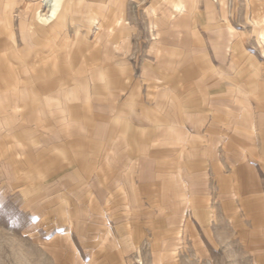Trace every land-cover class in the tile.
I'll return each mask as SVG.
<instances>
[{
    "label": "crops",
    "instance_id": "0c3cea01",
    "mask_svg": "<svg viewBox=\"0 0 264 264\" xmlns=\"http://www.w3.org/2000/svg\"><path fill=\"white\" fill-rule=\"evenodd\" d=\"M107 4L118 6L103 20L96 16L103 4H61L51 20L20 15L24 4H19V15L8 18L5 4H0V82L13 87V100L20 102L16 108L26 110L12 123L14 173L31 177L20 187L37 204L39 224L67 235L76 251L95 248L91 241L105 240L112 230L124 255L127 248L140 246L134 224L151 226L160 224V215L179 216L175 210L182 199L189 200L193 215V180L199 177L212 178L207 181L209 194H221L227 201L236 179L239 200L260 201L264 211V129L258 136L249 113L220 108L233 90L215 97L201 88L193 91L192 76L185 84L175 72L156 76L175 65L143 66L140 60L120 57L121 48L125 53L130 48L117 43L131 39L128 4ZM93 19L99 32L86 38L81 24ZM133 35L131 41L148 37ZM101 39L111 43L100 44ZM188 71L193 73V65ZM154 77L166 79L165 86L151 84ZM187 84L191 87L184 91ZM242 90L249 102L257 96L254 87H241L232 99L242 102ZM182 95L189 96L187 104H204L213 113L183 112ZM230 119H252L251 125L239 124L244 135L233 145L225 124ZM184 145H189L186 156ZM254 151L259 152L258 163L251 160ZM231 167L236 170L230 172ZM186 183L192 193L183 198ZM186 220L184 216L182 222ZM82 240L90 244L79 245Z\"/></svg>",
    "mask_w": 264,
    "mask_h": 264
},
{
    "label": "rangeland",
    "instance_id": "374dc122",
    "mask_svg": "<svg viewBox=\"0 0 264 264\" xmlns=\"http://www.w3.org/2000/svg\"><path fill=\"white\" fill-rule=\"evenodd\" d=\"M196 1L197 4L193 0H126L128 26L132 33L128 38L131 39L117 43L120 47L128 43L130 48L126 53L121 48L123 53L118 54L128 57L130 61L140 60L143 66L145 63L150 67L175 65L171 71L168 68L160 70L156 76L161 74L164 78V74L168 76L175 72L177 77L182 76L184 84L192 76L193 91L201 88L214 97L228 90L235 91L241 87L249 90L254 87L257 96H253L254 99L251 96L252 102H249V94L243 90V96H239L242 102H237L232 99L231 91V96L223 99L220 108L230 113H249L252 119L255 118L251 120L256 121L257 135L260 136L261 127L264 129V0ZM42 2L15 0L14 7L10 8L5 0H0V4H5L4 12L9 17L19 15V4H24L20 15L34 13L51 16L52 12L45 9ZM70 2H74L76 8L78 4H103L96 15L102 20L118 6L107 4L108 0ZM104 6L105 10L102 8ZM93 21L87 20L81 24L86 38L90 33L94 36L99 32V25L98 29H93ZM70 25L73 31L76 26ZM231 28H234V32ZM133 34H148V37L143 42L140 37L137 41H131ZM77 40V37H72V43ZM107 40L101 39L98 43L110 44ZM230 47L235 50H230ZM191 65L192 74L188 71ZM165 80L158 81L154 77L149 81L165 86ZM189 87L191 85L187 84L184 91H188ZM13 93L12 86L0 82V264H264V211L261 210L260 201L252 198L239 200L236 179L231 180L236 190L230 192L229 201L222 200L221 194H209L207 181L210 182L212 178L193 180V215H189V200L182 199L180 205L176 206H180V209L175 210L178 214L180 212L179 216H161L160 211V224H134L133 235L141 240L140 246L127 248L124 255L119 252V243L114 239L116 233L112 230L105 240L98 238L91 241L93 246L96 244L95 248H80L77 251L67 235L46 231V227L39 224L37 204L30 203L29 192L24 191V186L20 187V184L29 183L31 177L25 173L21 176L19 172L15 176L14 173L12 123L13 118L26 110L21 112L16 108L20 107V102L13 100ZM182 100L183 112L213 113L204 104H187L185 101H189V96H183ZM251 120L230 119L225 123L229 127L232 145L235 141L237 144L238 135H244L243 130L238 129L239 124L248 122L251 125ZM10 121L12 126L7 123ZM219 126L224 132L227 131L226 125ZM254 134L250 131L248 135L253 137ZM255 138L258 139L257 136ZM188 146L183 147L184 156L189 152ZM252 153L251 160L257 162L259 152ZM232 170L236 168L231 167L230 172ZM190 188L188 183L183 185V198L191 196ZM209 196L213 199H206ZM207 212L210 213L205 216ZM184 216L186 223L182 222ZM87 243L90 244L82 240L79 245Z\"/></svg>",
    "mask_w": 264,
    "mask_h": 264
},
{
    "label": "bare ground",
    "instance_id": "6f19581e",
    "mask_svg": "<svg viewBox=\"0 0 264 264\" xmlns=\"http://www.w3.org/2000/svg\"><path fill=\"white\" fill-rule=\"evenodd\" d=\"M8 6L10 8L14 7V2L15 0H5ZM43 6H45V9L48 8L52 13L51 16L49 15H44L43 17L46 18V20H51L56 12L59 10L61 4H73L74 2H70V0H43ZM9 9V8H8ZM34 9V8H33ZM18 10V9H17ZM43 10V9H42ZM10 11V10H9ZM50 13V12H49ZM6 14V15H5ZM45 14V13H44ZM4 15L7 16L8 18H11L8 16L7 12H4ZM15 16V15H14ZM17 17V16H16ZM4 23V22H3ZM17 29V28H16ZM78 32V31H77ZM66 34V32H65ZM63 36V35H62ZM15 40V39H14Z\"/></svg>",
    "mask_w": 264,
    "mask_h": 264
}]
</instances>
